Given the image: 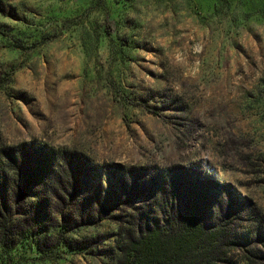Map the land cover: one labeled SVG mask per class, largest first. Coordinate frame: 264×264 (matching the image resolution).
I'll return each mask as SVG.
<instances>
[{
    "label": "rangeland",
    "instance_id": "1",
    "mask_svg": "<svg viewBox=\"0 0 264 264\" xmlns=\"http://www.w3.org/2000/svg\"><path fill=\"white\" fill-rule=\"evenodd\" d=\"M13 148L77 154L71 202L94 203L80 218L44 177L9 192L0 264H130L126 232L176 176L235 213L216 264H264V0H0V159Z\"/></svg>",
    "mask_w": 264,
    "mask_h": 264
},
{
    "label": "trees",
    "instance_id": "2",
    "mask_svg": "<svg viewBox=\"0 0 264 264\" xmlns=\"http://www.w3.org/2000/svg\"><path fill=\"white\" fill-rule=\"evenodd\" d=\"M16 149L2 150L1 157L5 158L0 159L1 232L7 235L8 231H12L18 224L17 212L11 210L7 194L20 192L21 196L26 198L30 194L26 188L28 182H37L41 177L45 179L42 194L48 193L47 196L51 200L63 198L71 207V211L79 214L80 218L87 215L86 210L89 209L90 202L94 203L89 196H82L85 202H71L74 194L80 193L79 186L84 179L80 167L81 159L77 154L44 150L39 152L40 155L35 152V156H29L28 151L17 152ZM8 166L18 174L15 180H12L7 172ZM126 174L121 172L114 175V178H119L122 182L119 189L123 196L128 198L137 183L130 182L131 174ZM174 179L164 185L158 183L152 186L156 188L151 193L154 216L147 214L134 230L126 232L120 245L121 252L130 264L226 262L228 248L235 243L231 226L234 211L231 209L226 212L223 204L213 205L207 193L197 192L178 176ZM110 200L112 201V197ZM98 201L102 202L99 197ZM90 208L95 209V205ZM100 218L99 216L97 219Z\"/></svg>",
    "mask_w": 264,
    "mask_h": 264
}]
</instances>
